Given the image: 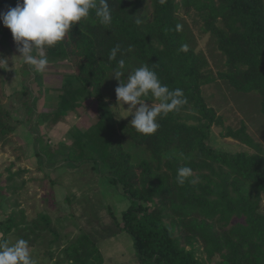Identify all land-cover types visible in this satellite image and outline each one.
I'll return each instance as SVG.
<instances>
[{
    "label": "trees",
    "instance_id": "obj_1",
    "mask_svg": "<svg viewBox=\"0 0 264 264\" xmlns=\"http://www.w3.org/2000/svg\"><path fill=\"white\" fill-rule=\"evenodd\" d=\"M17 3L0 0V9L7 11ZM109 4L110 25L100 24L93 11L61 43L45 49L52 62L48 67L67 59L72 68L70 73H49L46 77L52 84L38 86L41 97L44 92L59 94L57 103L53 97L43 98L50 107L42 113L48 119L47 130L86 110L96 96L91 114L84 113L83 121L66 131L68 156L99 161L109 181L126 195L129 205L121 214L122 229L132 238L139 264H208L199 253L217 264H264V155L241 146L232 151L213 146L212 126L222 127V116L208 106L202 87L216 76L197 48V36L186 18H193L200 34L209 35L223 55L218 77L238 92L257 94L264 115V0H167L165 4L109 0ZM137 18L142 23L137 24ZM177 24L182 25L179 32ZM184 44L189 48L186 53L180 51ZM117 45L120 51L110 60ZM119 59L125 60L122 80L147 64L163 84L182 89L187 97L179 112L158 120L160 128L153 135H142L119 122L109 106L107 98L117 99L119 82L112 75ZM35 76L41 82V73ZM30 93L24 85L21 95L27 112ZM17 125L3 105L0 89V142H8ZM221 134L252 145L245 124ZM184 166L193 169L196 184L177 185L176 171ZM23 221L21 217L17 222L10 212L0 218V230L9 232ZM49 223L50 217L40 214L33 225ZM62 253L70 264H103L99 248L85 232Z\"/></svg>",
    "mask_w": 264,
    "mask_h": 264
},
{
    "label": "rangeland",
    "instance_id": "obj_2",
    "mask_svg": "<svg viewBox=\"0 0 264 264\" xmlns=\"http://www.w3.org/2000/svg\"><path fill=\"white\" fill-rule=\"evenodd\" d=\"M3 12L6 11L0 9V13ZM186 18L197 36V48L205 53L216 76L215 81L202 87L208 106L222 116L223 126H212L213 146L226 151L241 146L264 155V115L260 111L257 94L238 92L218 77L223 68V55L210 43L209 35L200 34V25L193 18ZM19 55L11 30L0 20V60H3L0 61V89L3 105L18 120L8 142H0V218L3 220L8 213L14 212L17 222L21 217L24 219L22 224L9 232L0 230V242L6 241L11 245L23 238L28 241L37 264H70L62 249L79 233L85 232L97 242H102L100 247L108 262L137 260L132 238L122 229L121 214L129 205L126 195L109 181L108 173L101 169L99 161L93 162L88 157L73 160L68 156L71 151L67 146L70 136L66 131L72 130L71 125L77 121L81 123L84 113L91 114L90 108L96 107V96L86 110H79L59 123L56 129L48 131V119L42 113L50 107L44 104L43 98L53 97L57 103L59 94L44 92L41 97L38 86L52 84L46 77L49 73H70L72 68L64 59L59 65L47 67L41 73L39 82L35 72L30 66H24ZM63 63L69 67H61ZM24 85L31 92L29 112L23 106L21 91ZM107 101L115 118L132 127V116L123 118L127 115V105H124V110L118 107L117 99L107 98ZM91 117L96 119L95 115ZM241 124L247 127L252 145L239 143L221 134L228 127L235 129ZM60 131H63L61 135ZM40 214L50 217L48 226L33 225ZM111 237L116 238L117 244H109ZM199 256L208 264H217L216 259L209 261L201 253Z\"/></svg>",
    "mask_w": 264,
    "mask_h": 264
},
{
    "label": "clouds",
    "instance_id": "obj_3",
    "mask_svg": "<svg viewBox=\"0 0 264 264\" xmlns=\"http://www.w3.org/2000/svg\"><path fill=\"white\" fill-rule=\"evenodd\" d=\"M165 4L167 0H159ZM102 25H110L113 19V8L109 0H18L14 8L0 13L3 25L11 30L14 42L17 44L18 57L24 64L30 66L36 73L47 70L49 60L45 49L53 48L61 43L75 25L89 18L92 12ZM137 24L142 21L137 18ZM182 30V25H176V31ZM34 50H39L34 55ZM131 51V48L128 49ZM120 51L119 45L111 50L109 59L115 60ZM181 52H188L186 44L181 45ZM3 61V60H0ZM114 77L119 85L115 89L118 107L127 110L123 118L132 116L130 125L140 134L153 135L160 128L159 119L169 113L179 112L187 104V97L180 88L170 89L163 84L158 75L147 64L136 68L122 80L125 60L117 61ZM151 97L152 99H148ZM151 100V105L146 101ZM176 183L184 186L186 183L196 184L198 178L193 169L188 166L180 167L176 171ZM0 264H37L28 241L18 239L9 245L6 241L0 242Z\"/></svg>",
    "mask_w": 264,
    "mask_h": 264
},
{
    "label": "crops",
    "instance_id": "obj_4",
    "mask_svg": "<svg viewBox=\"0 0 264 264\" xmlns=\"http://www.w3.org/2000/svg\"><path fill=\"white\" fill-rule=\"evenodd\" d=\"M90 238L96 243V245L99 248L102 256H104L103 257V264H139L136 259L132 260V261H129V259H116V260L108 262L107 258L105 257L104 252L101 250V247H100V244H102V242L98 240V242H99V244H98V242L95 239H93V237L90 236ZM110 242L111 243H109V244H112V245L117 244L116 238H113V237L110 238ZM108 260H110V259H108Z\"/></svg>",
    "mask_w": 264,
    "mask_h": 264
}]
</instances>
